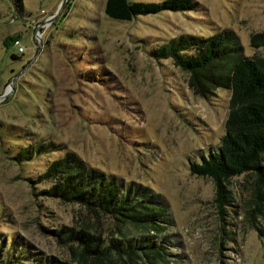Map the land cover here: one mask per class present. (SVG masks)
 <instances>
[{
    "label": "rangeland",
    "instance_id": "rangeland-1",
    "mask_svg": "<svg viewBox=\"0 0 264 264\" xmlns=\"http://www.w3.org/2000/svg\"><path fill=\"white\" fill-rule=\"evenodd\" d=\"M196 1L188 12L121 21L105 15V0L62 7L63 0H0V232L20 242L25 256L71 263L53 231L115 230L80 204L41 192L50 183L36 176L67 150L166 206V229L143 232L161 244L154 264H264V214L252 220L248 213L252 173L230 178L231 202L220 213L214 182L189 169L220 143L229 91L200 97L184 70L150 53L181 33L229 28L246 56H264V46L250 43L264 31V0ZM49 141L54 146L27 163L10 158L20 146Z\"/></svg>",
    "mask_w": 264,
    "mask_h": 264
},
{
    "label": "trees",
    "instance_id": "trees-1",
    "mask_svg": "<svg viewBox=\"0 0 264 264\" xmlns=\"http://www.w3.org/2000/svg\"><path fill=\"white\" fill-rule=\"evenodd\" d=\"M15 2L20 4V0ZM198 6L196 0H105L104 13L115 20L131 21L139 15L188 12ZM14 38L10 36L9 43L18 40ZM250 43L257 49L264 46V31L252 33ZM150 53L157 61L170 59L184 70L188 87L200 97L218 88L229 91L228 116L220 143L197 162H191L190 173L210 177L214 182L220 213L231 202L227 190L230 178L252 173L254 184L250 188L248 213L252 220L264 214V56H246L242 43L229 28L208 36L181 33ZM52 145L49 141L20 146L10 158L18 164L27 163L34 155L48 152ZM45 181L50 185L41 191L43 194L80 204L96 221L103 220L115 230L109 227L105 236L65 226L53 231L66 241L71 263L25 256L24 248L18 246L20 242H8L4 239L6 234L0 232V264H154L162 258L161 244L154 241L156 235L143 232L159 234L166 229L163 222L167 221V209L161 202H154L145 187L127 184L88 166L76 152L67 150L36 176V182ZM133 230L138 235L129 236ZM112 231L120 237L109 238Z\"/></svg>",
    "mask_w": 264,
    "mask_h": 264
},
{
    "label": "built area",
    "instance_id": "built-area-1",
    "mask_svg": "<svg viewBox=\"0 0 264 264\" xmlns=\"http://www.w3.org/2000/svg\"><path fill=\"white\" fill-rule=\"evenodd\" d=\"M14 45L18 47L19 51H24V47L22 45H20L18 40L14 41Z\"/></svg>",
    "mask_w": 264,
    "mask_h": 264
},
{
    "label": "water",
    "instance_id": "water-1",
    "mask_svg": "<svg viewBox=\"0 0 264 264\" xmlns=\"http://www.w3.org/2000/svg\"><path fill=\"white\" fill-rule=\"evenodd\" d=\"M64 1H65V0H63V2H62V4H61V6H60V7H62V6H63V3H64ZM60 9H61V8H60ZM38 28H39V26H38ZM4 95H5V94H3V95H0V99H1V98H3V96H4Z\"/></svg>",
    "mask_w": 264,
    "mask_h": 264
}]
</instances>
